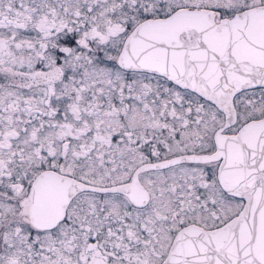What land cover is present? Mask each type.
Listing matches in <instances>:
<instances>
[{"label": "snow or ice", "instance_id": "1", "mask_svg": "<svg viewBox=\"0 0 264 264\" xmlns=\"http://www.w3.org/2000/svg\"><path fill=\"white\" fill-rule=\"evenodd\" d=\"M0 264H264V0H0Z\"/></svg>", "mask_w": 264, "mask_h": 264}]
</instances>
